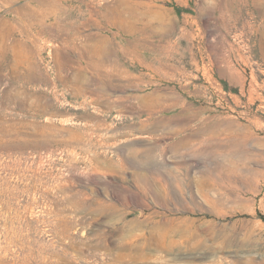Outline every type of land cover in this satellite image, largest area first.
<instances>
[{"label":"rangeland","instance_id":"374dc122","mask_svg":"<svg viewBox=\"0 0 264 264\" xmlns=\"http://www.w3.org/2000/svg\"><path fill=\"white\" fill-rule=\"evenodd\" d=\"M0 264H264V0H0Z\"/></svg>","mask_w":264,"mask_h":264},{"label":"bare ground","instance_id":"6f19581e","mask_svg":"<svg viewBox=\"0 0 264 264\" xmlns=\"http://www.w3.org/2000/svg\"><path fill=\"white\" fill-rule=\"evenodd\" d=\"M259 10V8H257ZM186 220V219H185Z\"/></svg>","mask_w":264,"mask_h":264}]
</instances>
